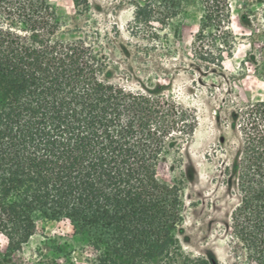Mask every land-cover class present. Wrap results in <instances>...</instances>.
<instances>
[{
    "label": "trees",
    "instance_id": "trees-1",
    "mask_svg": "<svg viewBox=\"0 0 264 264\" xmlns=\"http://www.w3.org/2000/svg\"><path fill=\"white\" fill-rule=\"evenodd\" d=\"M156 1L164 14L183 0ZM263 2L264 0H259ZM194 41L229 38L230 0H198ZM159 12V11H158ZM50 0H0V233L8 256L39 221H68L84 264H177V182L159 174L196 126L166 85L130 90L110 80L93 41L66 38ZM241 116V113H235ZM235 116V115H234ZM224 166L236 202L224 224L248 264H264V100L246 105ZM188 156V155H187ZM68 242L38 264H79Z\"/></svg>",
    "mask_w": 264,
    "mask_h": 264
},
{
    "label": "rangeland",
    "instance_id": "rangeland-1",
    "mask_svg": "<svg viewBox=\"0 0 264 264\" xmlns=\"http://www.w3.org/2000/svg\"><path fill=\"white\" fill-rule=\"evenodd\" d=\"M50 1L61 13L66 38L93 41L112 82L130 90L164 84L166 97L195 114L192 137L177 156L189 162L190 174L173 157L159 167L160 176L179 187L182 220L171 253L177 264H248L224 227L236 202L224 166L239 143L246 105L264 100L263 2L230 0L233 35L203 44L194 41L202 12L198 0H183L182 8L168 14L156 1L159 8L150 17L143 14L145 0ZM65 241L75 250L70 259L84 264L68 221H39L10 256L0 233V264H38Z\"/></svg>",
    "mask_w": 264,
    "mask_h": 264
},
{
    "label": "water",
    "instance_id": "water-1",
    "mask_svg": "<svg viewBox=\"0 0 264 264\" xmlns=\"http://www.w3.org/2000/svg\"><path fill=\"white\" fill-rule=\"evenodd\" d=\"M220 140H223V138L221 137Z\"/></svg>",
    "mask_w": 264,
    "mask_h": 264
}]
</instances>
